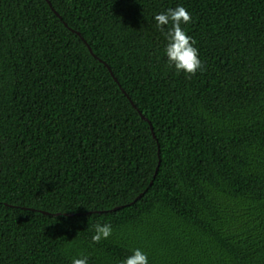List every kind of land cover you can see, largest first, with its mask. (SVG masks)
Segmentation results:
<instances>
[{
	"label": "trees",
	"instance_id": "1",
	"mask_svg": "<svg viewBox=\"0 0 264 264\" xmlns=\"http://www.w3.org/2000/svg\"><path fill=\"white\" fill-rule=\"evenodd\" d=\"M177 6L190 78L154 19ZM137 248L264 264V0H0V264Z\"/></svg>",
	"mask_w": 264,
	"mask_h": 264
},
{
	"label": "clouds",
	"instance_id": "2",
	"mask_svg": "<svg viewBox=\"0 0 264 264\" xmlns=\"http://www.w3.org/2000/svg\"><path fill=\"white\" fill-rule=\"evenodd\" d=\"M156 27L164 30V26L171 25L166 32L167 44L165 54L169 67L175 68L177 72H184L190 78L198 70H203L199 59L198 49L194 47L195 40L186 34L181 27L182 24L191 22V14L183 6L169 8L165 12L156 14L154 17ZM95 234L91 237L93 243H99L102 239H108L112 235L110 224H99L94 226ZM71 264H88V257L74 258ZM122 264H148L147 254L141 249H134Z\"/></svg>",
	"mask_w": 264,
	"mask_h": 264
},
{
	"label": "water",
	"instance_id": "3",
	"mask_svg": "<svg viewBox=\"0 0 264 264\" xmlns=\"http://www.w3.org/2000/svg\"><path fill=\"white\" fill-rule=\"evenodd\" d=\"M48 4H49V6L51 7V4L48 2ZM54 11V10H53ZM54 13H55V15L57 16V17H59V19L61 20V18H60V16L54 11ZM66 25V24H65ZM77 35L79 36V37H81L80 36V34H78L77 33ZM82 39V38H81ZM82 41H84L83 39H82ZM84 43H85V41H84ZM87 48H88V50H89V52H90V54L94 57V58H96L95 56H94V54H93V52H92V50H91V48L87 45ZM101 64H103L107 69H108V71L110 72V74H111V76L113 77V73L111 72V70H110V68L103 62V61H101V60H98ZM116 81V80H115ZM151 130L153 131V129L151 128ZM153 136H154V133H153ZM154 138H155V136H154ZM152 185V184H151ZM140 198V197H139Z\"/></svg>",
	"mask_w": 264,
	"mask_h": 264
}]
</instances>
